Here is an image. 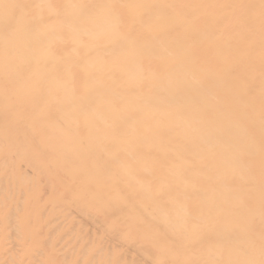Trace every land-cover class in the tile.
Returning <instances> with one entry per match:
<instances>
[{
    "label": "bare ground",
    "instance_id": "1",
    "mask_svg": "<svg viewBox=\"0 0 264 264\" xmlns=\"http://www.w3.org/2000/svg\"><path fill=\"white\" fill-rule=\"evenodd\" d=\"M0 264H264V0H0Z\"/></svg>",
    "mask_w": 264,
    "mask_h": 264
}]
</instances>
